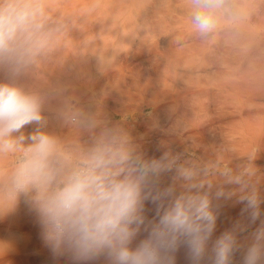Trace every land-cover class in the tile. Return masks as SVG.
<instances>
[{"label": "bare ground", "instance_id": "obj_1", "mask_svg": "<svg viewBox=\"0 0 264 264\" xmlns=\"http://www.w3.org/2000/svg\"><path fill=\"white\" fill-rule=\"evenodd\" d=\"M172 1H84L87 20L132 33L130 48L117 56V68L132 64L138 70L142 68L144 75L163 76L168 88L159 87V96L155 94L158 102L154 93L151 96L155 102L150 105L152 114L169 120L173 116L191 118V128L200 132L206 117L207 125L225 120L237 125V129L216 138L215 147H186L190 142L185 146L183 140L193 131L182 129L178 136H168V142L159 148H130L139 160L141 155L146 156L141 159L143 163L160 164L142 184L146 197L141 210L143 223L130 247L136 248L150 236L176 198L200 195L207 197L209 211L215 217L202 256L193 260L185 238L180 237L174 250L161 249V264H215L216 243L225 234L233 238L228 264H245L253 246L259 251L257 264H264V0ZM216 3L220 7L209 9L217 21L215 28L201 32L194 24L195 13L205 10L206 4ZM202 97L222 100L226 105L210 108L198 103ZM249 198H255V209L248 206ZM253 211L259 213L255 220ZM38 248L32 244L16 257L1 255L0 263L15 258L21 264H75L68 252L54 256L49 247ZM87 264L112 261L100 256Z\"/></svg>", "mask_w": 264, "mask_h": 264}, {"label": "clouds", "instance_id": "obj_2", "mask_svg": "<svg viewBox=\"0 0 264 264\" xmlns=\"http://www.w3.org/2000/svg\"><path fill=\"white\" fill-rule=\"evenodd\" d=\"M206 4L197 11L194 24L211 31L216 18ZM41 25L37 10L27 3H0V57L30 52ZM40 97L7 83H0V155L19 153L8 176L9 203L0 215L16 208L26 198L38 217L42 238L54 256L71 254L75 264H87L105 256L112 264H161L160 251L174 250L185 238L193 260H199L211 234L215 217L206 196H180L160 216L150 236L136 248L130 244L143 223L142 184L160 164L141 163L133 156L129 137L122 131L102 132L86 150L69 152L60 142L41 131L45 125ZM36 125L25 136L23 130ZM248 206L256 208L255 198ZM259 215L252 212V219ZM135 225L136 227H133ZM233 238L221 237L215 248V264H228ZM253 246L245 264H257Z\"/></svg>", "mask_w": 264, "mask_h": 264}, {"label": "rangeland", "instance_id": "obj_3", "mask_svg": "<svg viewBox=\"0 0 264 264\" xmlns=\"http://www.w3.org/2000/svg\"><path fill=\"white\" fill-rule=\"evenodd\" d=\"M84 1L15 0L37 10V22L41 27L30 52L17 53L11 58L0 57V83L11 84L40 97L46 121L41 131L55 137L69 152L88 149L102 132L122 131L129 137L130 148L153 149L167 143L165 139L168 136L174 138L172 136H178L182 129H192L191 118L173 116L169 120L161 114L151 113V107L160 99H157V91L168 88L163 76L158 79L154 75H144L142 68L138 70L132 64L117 68V56L130 48L132 33L123 28L108 27L107 23L87 20L83 11ZM163 2L160 0L159 4ZM152 95L156 100L151 98ZM221 101L202 97L198 103L207 104L210 108L225 106L226 103ZM202 120L206 121L204 133L192 129L193 134L183 140L185 146L191 143L186 147L196 144L202 147L206 144L204 148L215 147L216 138L231 128L237 129V125L232 126L227 120L223 124L215 121V125H207V117ZM36 127H26L23 130L25 136ZM161 136L163 139H159ZM177 142L180 144L181 141ZM19 155H0V213L9 203L8 176ZM143 156L139 157L141 163L146 157ZM25 201L26 198L21 196L13 211L0 215V256L16 257L24 247L32 244L38 249L48 247L42 238L38 217ZM2 264L21 263L14 258Z\"/></svg>", "mask_w": 264, "mask_h": 264}]
</instances>
